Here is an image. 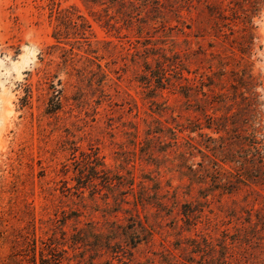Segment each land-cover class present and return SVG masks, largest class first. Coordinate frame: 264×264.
Returning <instances> with one entry per match:
<instances>
[{
    "label": "rangeland",
    "instance_id": "rangeland-1",
    "mask_svg": "<svg viewBox=\"0 0 264 264\" xmlns=\"http://www.w3.org/2000/svg\"><path fill=\"white\" fill-rule=\"evenodd\" d=\"M0 264H264V0H0Z\"/></svg>",
    "mask_w": 264,
    "mask_h": 264
},
{
    "label": "trees",
    "instance_id": "trees-1",
    "mask_svg": "<svg viewBox=\"0 0 264 264\" xmlns=\"http://www.w3.org/2000/svg\"><path fill=\"white\" fill-rule=\"evenodd\" d=\"M59 105L58 97H56V102H53L50 106V110L54 113L57 111ZM144 233H146V230L143 226H141L140 223L135 224V226L132 225L130 234H133L135 237L134 244H137L138 241L141 240V237Z\"/></svg>",
    "mask_w": 264,
    "mask_h": 264
}]
</instances>
